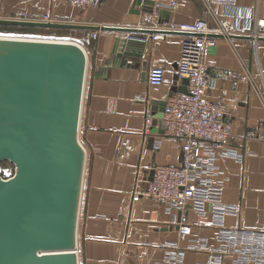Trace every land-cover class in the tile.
Listing matches in <instances>:
<instances>
[{"label": "crops", "instance_id": "obj_1", "mask_svg": "<svg viewBox=\"0 0 264 264\" xmlns=\"http://www.w3.org/2000/svg\"><path fill=\"white\" fill-rule=\"evenodd\" d=\"M147 2L101 0L83 9L68 0H0V17L39 20L49 14L54 21L149 29L196 22L204 13L201 0H178L176 9L161 5L167 0H153V12L144 10L150 5ZM214 8L228 19L238 15L245 30L253 28L256 17H264V0L214 3ZM52 29L76 31L88 54L79 133L87 151L78 225L79 264H157L169 248L167 242L178 239L180 213L168 211L147 195L134 198L133 192L147 186L145 179L153 176L154 166L178 165L182 159L181 139L167 135L165 129L151 131L154 116L164 118L167 97L188 90L177 72L181 35L166 33L155 39L149 31ZM126 34L143 42L132 48L138 54L119 58L115 40ZM152 65L165 67V83L148 82ZM207 73L213 81L208 94L224 101L225 118L232 123L228 142L244 154L241 160L232 156L218 160L223 199L240 206L239 213L228 214L225 223L264 230V40L219 37L210 48ZM211 218L209 211L201 215L191 208L188 219L195 224L189 237L207 236L215 247L218 227L202 224ZM188 241L179 242L184 246ZM207 257L205 251L185 252L187 264Z\"/></svg>", "mask_w": 264, "mask_h": 264}, {"label": "water", "instance_id": "obj_2", "mask_svg": "<svg viewBox=\"0 0 264 264\" xmlns=\"http://www.w3.org/2000/svg\"><path fill=\"white\" fill-rule=\"evenodd\" d=\"M147 3L144 10L153 12V0ZM0 25L158 31L8 17H0ZM128 35L115 40L119 58L138 54L132 48L143 42ZM87 69L88 54L78 41L0 34V162L15 166L13 175H0V264H79ZM164 129L163 117L154 116L151 131Z\"/></svg>", "mask_w": 264, "mask_h": 264}, {"label": "built area", "instance_id": "obj_3", "mask_svg": "<svg viewBox=\"0 0 264 264\" xmlns=\"http://www.w3.org/2000/svg\"><path fill=\"white\" fill-rule=\"evenodd\" d=\"M74 7L89 8L101 0H68ZM203 16L196 22L176 24L172 27H153L152 38H162L168 30L180 31L182 47L177 72L180 78H188V91L169 95L165 104V132L181 139L182 159L178 165H156L152 178L145 179L147 186L136 188L133 197H152L156 203L164 204L168 211H179L178 239L168 241V250L157 264H187V249L205 251L206 261L195 264H264V230L232 228L226 225L228 214H238L240 206L224 201V178L218 160L222 156L242 159L243 153L229 142L232 123L225 118L226 105L223 100L211 99L208 89L213 81L207 73L210 48L217 44L221 36L264 37V17H256L251 30L241 27L240 17L232 19L218 14L214 3L236 5L238 0H201ZM176 9L178 0L162 3ZM39 20H52L44 14ZM94 35L97 31H93ZM3 34V33H0ZM7 35V34H5ZM130 36V35H128ZM248 77V74H247ZM148 82L161 85L166 81V70L162 65H152L148 69ZM146 126L151 117L146 116ZM248 136H253L249 134ZM193 209L198 214L211 213V220L203 225L217 226L218 246H211L207 236L189 237L195 222L188 219ZM200 224V223H198ZM188 238V244L181 246L180 240Z\"/></svg>", "mask_w": 264, "mask_h": 264}, {"label": "rangeland", "instance_id": "obj_4", "mask_svg": "<svg viewBox=\"0 0 264 264\" xmlns=\"http://www.w3.org/2000/svg\"><path fill=\"white\" fill-rule=\"evenodd\" d=\"M8 32L7 35H16V36H30V37H39V38H52V39H67L78 41L81 44L82 38L76 34V31L73 30H49V29H17V28H5L0 27V31ZM15 171V166L8 160L0 162V175L3 177H9L13 175Z\"/></svg>", "mask_w": 264, "mask_h": 264}, {"label": "trees", "instance_id": "obj_5", "mask_svg": "<svg viewBox=\"0 0 264 264\" xmlns=\"http://www.w3.org/2000/svg\"><path fill=\"white\" fill-rule=\"evenodd\" d=\"M0 27H5V28H17V29H49L51 30L52 28H44V27H30V26H16V25H0ZM5 31H8V30H5Z\"/></svg>", "mask_w": 264, "mask_h": 264}]
</instances>
